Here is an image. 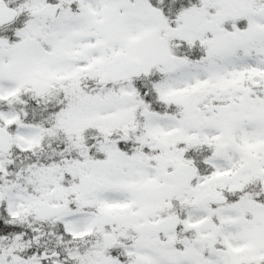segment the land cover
Returning a JSON list of instances; mask_svg holds the SVG:
<instances>
[{
    "label": "snow or ice",
    "instance_id": "6c2138e0",
    "mask_svg": "<svg viewBox=\"0 0 264 264\" xmlns=\"http://www.w3.org/2000/svg\"><path fill=\"white\" fill-rule=\"evenodd\" d=\"M0 264H264V0H0Z\"/></svg>",
    "mask_w": 264,
    "mask_h": 264
}]
</instances>
